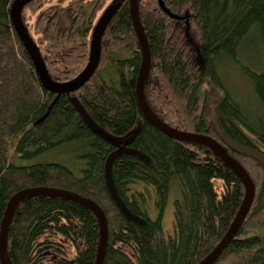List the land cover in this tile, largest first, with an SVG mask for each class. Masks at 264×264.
<instances>
[{
	"label": "trees",
	"instance_id": "16d2710c",
	"mask_svg": "<svg viewBox=\"0 0 264 264\" xmlns=\"http://www.w3.org/2000/svg\"><path fill=\"white\" fill-rule=\"evenodd\" d=\"M14 1L0 0V226L14 193L60 188L103 210L102 264H198L227 232L245 186L210 148L174 139L145 118L136 94L142 52L130 0H31L21 9L49 77L59 83L85 67L94 27L112 10L98 66L71 92L42 83L12 22ZM137 9L150 52L144 96L151 111L179 130L214 137L254 183L246 216L211 264H264V55L254 57L253 67L239 59L245 42L264 53V0H138ZM227 62L251 83L259 108L228 90ZM15 137L24 159L76 146L81 174L57 161L11 162L7 144ZM172 187L178 196L167 236L162 217ZM98 244L95 214L55 195L22 199L7 229L12 264H95Z\"/></svg>",
	"mask_w": 264,
	"mask_h": 264
},
{
	"label": "water",
	"instance_id": "95a60500",
	"mask_svg": "<svg viewBox=\"0 0 264 264\" xmlns=\"http://www.w3.org/2000/svg\"><path fill=\"white\" fill-rule=\"evenodd\" d=\"M30 1L31 0H15L11 6L10 14L15 30L19 35L26 50L28 51L42 83L45 86L57 92H63V91L71 92L77 90L88 80V78L93 74V72L98 66L99 58H100V40L106 28V25L110 20V17L112 15V10L105 12L99 18V20L97 21L94 27L92 33V40H91L90 56L85 67L73 79L59 83L53 81L49 77L44 62L42 60V57L21 20L20 11ZM137 1L138 0H130V14L132 17L133 27L137 35V38L139 40L141 52H142V60L136 81V94L139 105L141 107V110L145 118L149 122H151L156 128L162 131L164 134L174 139L194 142L210 148L217 157L222 159L224 163L236 173V175L241 179V181L245 186L244 198L227 232L224 234L223 238L220 240L217 246L198 263V264H211L219 256V254L226 247L229 241L235 236V233L238 230L242 220L246 216L250 204L254 197V183L251 180L245 168L239 162H237L232 156H230L227 149L214 137L202 133L186 132L179 130L175 127H172L171 125L159 119L149 108L144 96V84L149 74L150 52H149L147 38L145 36L143 27L139 20ZM120 142H123V140H121ZM39 194L55 195V196L71 199L75 202H78L86 206L95 214L99 225V244L97 247L95 264H102V260L105 252V246H106V238H107V224L103 210L100 208L98 204H96L93 200L87 197H83L73 191L60 189V188H52V187L26 188L14 193L10 197L0 226L1 263L12 264L7 255V229L11 221V218L15 212L17 204L27 196H33Z\"/></svg>",
	"mask_w": 264,
	"mask_h": 264
},
{
	"label": "rangeland",
	"instance_id": "374dc122",
	"mask_svg": "<svg viewBox=\"0 0 264 264\" xmlns=\"http://www.w3.org/2000/svg\"><path fill=\"white\" fill-rule=\"evenodd\" d=\"M244 46L247 48V50H242L243 49L242 47V49L240 48V53H239L241 55L239 57L241 65L249 64L250 66H252L253 63L255 62L254 57H256V55L263 57L264 53L263 52L261 53L260 49L259 50L257 49L258 53H256V50L253 45L248 46V44L245 42ZM257 66L259 65L256 64L254 68H257ZM223 79L226 87L234 97L239 99V101H241L244 104L247 103L253 106L255 109L259 108V104L256 96L254 95L251 83L248 81L246 76L243 74L241 69L236 64L232 62L226 63V65L223 68ZM208 95L209 96H208L207 111L211 113L212 111H214V101H213L214 96L212 95V91H209ZM15 142H16V137L14 138V140L9 141L7 144V156L11 162H14L16 164H29L39 161H57V162H62L65 165L69 166L75 172L76 175L81 174L80 168L82 165L79 166L80 165L79 159L81 158L77 156L78 155L77 147L74 145L66 146V147L62 146L52 151L36 156L32 159H24L18 153H16L14 149ZM215 183H216L217 191L220 192L219 182L216 181ZM139 186H137V188L139 187L142 189V186L141 185ZM177 196H178V190L176 193L172 187L168 196V201L164 211V215L162 217L163 230L167 236L173 235L174 232L173 201ZM148 206H149L148 211L150 216L152 218H155L156 211L154 209L153 200L151 196L149 197L148 200Z\"/></svg>",
	"mask_w": 264,
	"mask_h": 264
},
{
	"label": "bare ground",
	"instance_id": "6f19581e",
	"mask_svg": "<svg viewBox=\"0 0 264 264\" xmlns=\"http://www.w3.org/2000/svg\"><path fill=\"white\" fill-rule=\"evenodd\" d=\"M119 141H121V140H119ZM122 143V142H121Z\"/></svg>",
	"mask_w": 264,
	"mask_h": 264
}]
</instances>
